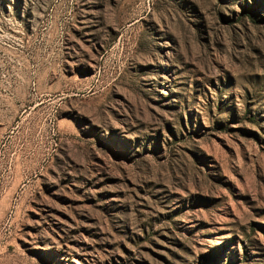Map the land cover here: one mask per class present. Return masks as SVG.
<instances>
[{
    "label": "rangeland",
    "instance_id": "374dc122",
    "mask_svg": "<svg viewBox=\"0 0 264 264\" xmlns=\"http://www.w3.org/2000/svg\"><path fill=\"white\" fill-rule=\"evenodd\" d=\"M0 264H264V0H0Z\"/></svg>",
    "mask_w": 264,
    "mask_h": 264
}]
</instances>
